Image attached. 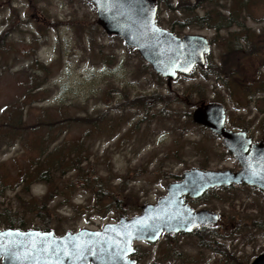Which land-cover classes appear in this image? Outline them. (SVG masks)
<instances>
[{
	"label": "rangeland",
	"instance_id": "rangeland-1",
	"mask_svg": "<svg viewBox=\"0 0 264 264\" xmlns=\"http://www.w3.org/2000/svg\"><path fill=\"white\" fill-rule=\"evenodd\" d=\"M196 1L158 0L157 22L181 35L211 38L209 59L219 73L196 67L169 87L135 47L101 28L89 0H0V229L9 218L28 228L47 225L57 235L97 229L140 212L189 168L234 167L221 138L193 122L191 114L201 101L220 102L230 127L239 115L248 119L252 105L242 79L252 70L246 61L238 71L233 68L234 51L222 37L264 27V0H199L203 8L195 9ZM229 10L238 14L241 29L205 26L222 24L221 17L199 20L204 12ZM216 30L221 32L215 35ZM155 90L179 91L186 102L169 98L162 106L137 100ZM18 117L23 128L11 134L6 123ZM56 146L82 162L65 173L51 171L49 181L24 178L36 164L56 166L51 152ZM32 200L42 208L32 210L27 204ZM189 203L217 211L220 222L210 232L136 242L138 264H250L264 252L261 191L221 187ZM201 239L212 245L204 247Z\"/></svg>",
	"mask_w": 264,
	"mask_h": 264
},
{
	"label": "water",
	"instance_id": "water-1",
	"mask_svg": "<svg viewBox=\"0 0 264 264\" xmlns=\"http://www.w3.org/2000/svg\"><path fill=\"white\" fill-rule=\"evenodd\" d=\"M97 9V23L108 35L121 37L136 47L152 69L172 81L195 66L205 65L211 50L202 34L183 36L157 24V0H89ZM193 122L222 137L226 149L239 159L242 168L192 167L179 180L167 185L155 202L145 203L140 212L124 214L97 229L81 228L57 235L52 229L6 227L0 229L1 264H137L132 256L136 242L158 241L170 233L191 232L220 222L217 211L192 207L187 197L198 198L210 188L246 183L264 190V162L247 153L245 132L226 126L227 109L219 102L199 103ZM250 264H264V253Z\"/></svg>",
	"mask_w": 264,
	"mask_h": 264
},
{
	"label": "flooded vegetation",
	"instance_id": "flooded-vegetation-1",
	"mask_svg": "<svg viewBox=\"0 0 264 264\" xmlns=\"http://www.w3.org/2000/svg\"><path fill=\"white\" fill-rule=\"evenodd\" d=\"M236 1H238L239 3V0ZM194 4H195L194 6L195 9L199 7L203 8L202 5H200L199 0H197ZM181 6L182 5L179 4L178 6H176V8L181 9ZM201 17L207 19L209 18L213 19L214 17H221L220 19L225 21L222 22L223 25L221 28H216L215 25H211L210 23L205 24V26L210 28L214 27L217 30H221L222 28L225 27L229 28L230 26L233 25H238L239 29L242 28L241 22L239 21V16L233 10H229L227 15H223V14L210 15L208 12H204ZM156 22H157V16H156ZM185 23H189V22L186 20L184 21L174 20V24L176 25L178 24L183 25ZM217 30L214 33L215 35H218L221 32L218 31L219 32L218 33ZM172 31L177 35H181L178 34L175 30ZM208 39L210 41L211 46H213L214 42L212 41V39L211 38ZM222 39L228 40L227 44L233 46L232 48L234 51V58H233L234 60L232 65L233 68H236V70L241 69L242 65L246 61L248 62V65L252 70V74L250 75V78L248 80L243 81L242 79V82L249 86L248 96H249V102L252 105L251 108L252 111L250 112L248 119H246V117L244 116L242 117L241 115H239V117L235 120V123L233 124L232 127H230L227 124V119H226V126L238 132H245L244 141L245 143H247V147H248L247 153L252 154L256 158H258L260 162L263 163L264 162V27L254 30L251 29L250 31L247 32H241V31L227 32L226 35L222 37ZM225 46L227 45L225 44ZM209 53L206 54V63L209 61L211 62V60L209 59L210 57L208 56ZM244 65L247 66V63H245ZM196 67L199 66L197 65L195 66V68ZM220 138L222 140V137ZM233 158H234V167L231 169L238 171L242 168V164L238 158L236 157ZM231 186H245V187L247 186L253 189H257L262 193H264V190L259 188L258 186L248 185L246 183L233 184ZM261 253L264 252H260L256 256H258ZM255 257L251 261H253Z\"/></svg>",
	"mask_w": 264,
	"mask_h": 264
},
{
	"label": "trees",
	"instance_id": "trees-1",
	"mask_svg": "<svg viewBox=\"0 0 264 264\" xmlns=\"http://www.w3.org/2000/svg\"><path fill=\"white\" fill-rule=\"evenodd\" d=\"M192 6L194 7L195 4H193ZM199 20L201 22V20H204L205 21V20H209V19L202 18L201 17V18H199ZM202 24H204V23H202ZM222 25H223V23L216 25V27L217 28H221ZM230 48L232 49L233 46L231 45ZM210 53H209L208 56H210ZM228 65H230V64H228ZM225 67L227 68V67H231V66L225 65ZM200 68L202 69L203 72H205V74H207V71H208V70H206V68L209 69V72L211 71V73H219V71H217V69H216V64L215 63H209V62H207L206 65H205V67H200ZM156 75L158 76V78H160V76H161L158 73ZM177 92H179V91H177ZM177 92L176 91H170V90H168V93H163L162 91H156L155 90L148 97H147V95L146 96H138L137 100L139 102H144V101L145 102H148V101H150V102H153V104L154 103H161L162 106L165 104V102L168 101L169 98L176 99V101H178V100L181 99V102L182 103H183V101L186 102L185 100H183V98ZM183 94H185L187 96H190V98L193 96L192 95L193 94L192 92L189 94L188 92L185 91ZM154 100H156V101H154ZM134 101H135V99H134ZM201 102H199V103H201ZM165 109H166L165 107L164 108L162 107L159 110L160 114L164 113ZM22 122H23V119H19V117L17 119V122H16V120H11V118H9L8 121H7V123H6V125L8 127H10V129L12 130V131H10V133L13 134V133L16 132V131L13 132L14 130H17L18 131V129L23 128ZM204 128H206V127H204ZM51 152H52V156H54V162L56 163V166H52V167H47V166L39 167L36 164V166L30 172L26 171L23 174L24 178H28L30 176H37V178L35 179L36 181H49L50 178H51V176H52L51 171L54 172V171H57V170H61L62 172L65 173V172H67V171H69V170H71L73 168H76L78 166V163H81L82 162L81 159H77V158H74V157H71L70 158L69 156H66V154H63V151H62V149L59 146L54 147ZM179 178L180 177H178L177 179H179ZM225 188H227V187H225ZM210 190H213V189H210ZM210 190L206 191L201 197H199L197 199H189L188 198V201H196V200L202 198L205 194L209 193ZM105 192H107V190H105ZM96 193H97L98 197H100V191H97ZM113 198H115V197H113ZM27 204L30 206V208H32V210H36V209L40 210L42 208V203L39 204L38 201H35V200L29 201V202H27ZM31 206H33V207H31ZM43 226H44L43 228H41V227H38V228H40V229H49L47 225H43ZM7 227H17V228H21V229L28 228V227H26V225L22 221H18V220L14 221V220H12L10 218L8 220ZM212 229H213V227H210V228L209 227H199L195 231L203 230L204 232L205 231L210 232ZM200 241H201V244L204 247L211 246L212 245V243H205V242H203L202 239ZM211 242H212V240H211Z\"/></svg>",
	"mask_w": 264,
	"mask_h": 264
},
{
	"label": "bare ground",
	"instance_id": "bare-ground-1",
	"mask_svg": "<svg viewBox=\"0 0 264 264\" xmlns=\"http://www.w3.org/2000/svg\"><path fill=\"white\" fill-rule=\"evenodd\" d=\"M228 113V112H227Z\"/></svg>",
	"mask_w": 264,
	"mask_h": 264
}]
</instances>
